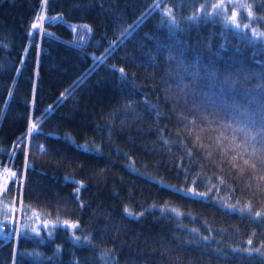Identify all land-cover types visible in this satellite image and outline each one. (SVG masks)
Listing matches in <instances>:
<instances>
[{"label": "trees", "instance_id": "16d2710c", "mask_svg": "<svg viewBox=\"0 0 264 264\" xmlns=\"http://www.w3.org/2000/svg\"><path fill=\"white\" fill-rule=\"evenodd\" d=\"M254 30L264 0H0V264H264Z\"/></svg>", "mask_w": 264, "mask_h": 264}, {"label": "built area", "instance_id": "2783aa9c", "mask_svg": "<svg viewBox=\"0 0 264 264\" xmlns=\"http://www.w3.org/2000/svg\"><path fill=\"white\" fill-rule=\"evenodd\" d=\"M12 170L9 166L6 165H1L0 164V188L5 187L7 181L12 177ZM21 181L23 180V177L21 176L19 178ZM0 234L1 235H6V231L4 229V225L0 223ZM15 236V234H14Z\"/></svg>", "mask_w": 264, "mask_h": 264}, {"label": "snow or ice", "instance_id": "6c2138e0", "mask_svg": "<svg viewBox=\"0 0 264 264\" xmlns=\"http://www.w3.org/2000/svg\"><path fill=\"white\" fill-rule=\"evenodd\" d=\"M213 11L216 12L217 15H220L222 13V10L224 8V5L222 4H219V5H213ZM207 15V14H206ZM197 16L198 14H194L192 17H190V19L192 20H196L197 19ZM233 23H236L235 22V17H233V20H232ZM33 27L35 28L36 25H33ZM236 27L239 28L240 25L238 23H236ZM245 27H247V25H245ZM260 35L264 36V33H261ZM245 163H247V161H245ZM253 167H255V165H253ZM77 192H79V189H77ZM77 239H79V237H77ZM249 243H251V241H249ZM258 251V250H257Z\"/></svg>", "mask_w": 264, "mask_h": 264}, {"label": "rangeland", "instance_id": "374dc122", "mask_svg": "<svg viewBox=\"0 0 264 264\" xmlns=\"http://www.w3.org/2000/svg\"><path fill=\"white\" fill-rule=\"evenodd\" d=\"M219 4H221V3H218V5ZM225 10H227L228 11V16H232V17H235V22L236 23H238V13H237V11L232 7V8H224ZM230 21H232V20H230ZM239 24V23H238ZM244 25H246V23H244ZM261 33L260 32H258L257 30H254V35L255 36H258V37H263L264 38V36H262V35H260Z\"/></svg>", "mask_w": 264, "mask_h": 264}, {"label": "bare ground", "instance_id": "6f19581e", "mask_svg": "<svg viewBox=\"0 0 264 264\" xmlns=\"http://www.w3.org/2000/svg\"><path fill=\"white\" fill-rule=\"evenodd\" d=\"M13 236V235H12ZM16 238V237H15Z\"/></svg>", "mask_w": 264, "mask_h": 264}]
</instances>
